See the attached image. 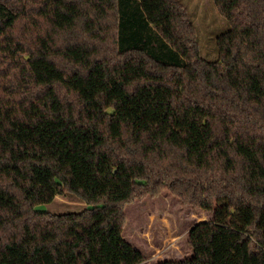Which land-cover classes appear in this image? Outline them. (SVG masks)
<instances>
[{
  "label": "trees",
  "instance_id": "trees-1",
  "mask_svg": "<svg viewBox=\"0 0 264 264\" xmlns=\"http://www.w3.org/2000/svg\"><path fill=\"white\" fill-rule=\"evenodd\" d=\"M214 1L216 60L182 0H0V264H139L164 188L212 217L155 264H264V0Z\"/></svg>",
  "mask_w": 264,
  "mask_h": 264
},
{
  "label": "rangeland",
  "instance_id": "rangeland-1",
  "mask_svg": "<svg viewBox=\"0 0 264 264\" xmlns=\"http://www.w3.org/2000/svg\"><path fill=\"white\" fill-rule=\"evenodd\" d=\"M198 32L202 55L209 60L219 56L217 37L230 27L214 0H182ZM91 205L76 194H58L48 203L39 204L38 210L52 213L80 212ZM126 216L123 235L139 248L144 261L155 264L165 259L190 257L189 230L198 221L209 219L212 212L186 204L180 197L164 188L159 194L134 197L123 204Z\"/></svg>",
  "mask_w": 264,
  "mask_h": 264
}]
</instances>
